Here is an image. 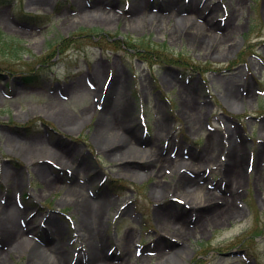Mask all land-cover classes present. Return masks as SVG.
I'll list each match as a JSON object with an SVG mask.
<instances>
[{
	"label": "rangeland",
	"instance_id": "obj_1",
	"mask_svg": "<svg viewBox=\"0 0 264 264\" xmlns=\"http://www.w3.org/2000/svg\"><path fill=\"white\" fill-rule=\"evenodd\" d=\"M166 1L0 0V30L24 48L0 51V206L19 207L27 238L58 242L71 264H92L64 200L76 186L91 202L111 201L97 227L107 264H264V0H176L161 22L167 15L152 13ZM138 38L141 54L130 49ZM108 106L127 120L120 133L137 123L135 150L112 151L118 138L99 120ZM229 134L240 145L236 182L223 172ZM151 157L176 163L146 171ZM180 211L189 231L177 238L157 214ZM29 250L4 251L6 264H35Z\"/></svg>",
	"mask_w": 264,
	"mask_h": 264
},
{
	"label": "bare ground",
	"instance_id": "obj_2",
	"mask_svg": "<svg viewBox=\"0 0 264 264\" xmlns=\"http://www.w3.org/2000/svg\"><path fill=\"white\" fill-rule=\"evenodd\" d=\"M176 0H168L165 2L166 7L165 8H158L161 12L165 13H152V16H163L167 15L166 17H162L160 20L161 22H166L169 18H172L174 13L172 10V6L170 5L171 3H175ZM177 2V1H176ZM179 2V0H178ZM170 5V6H169ZM197 6V5H196ZM196 6H192V10H194L195 14L197 12H200L199 8H196ZM167 13V14H166ZM163 14V15H161ZM184 18V17H183ZM182 17H179V19H183ZM209 20L211 19L210 17L208 18ZM159 20V21H160ZM183 28H186L183 26ZM170 32L172 33L171 29ZM203 33V31H202ZM190 35V34H189ZM199 36V35H198ZM201 39V36H200ZM98 74V71H97ZM96 76V73L93 74ZM96 78V77H94ZM117 84V81L115 79L112 80L111 84H108L107 86H110V89L115 88V85ZM106 86V87H107ZM101 90V88H100ZM99 90V91H100ZM110 90V91H111ZM110 107L108 106L107 108H103L100 111V116L99 120L100 124L102 125L101 127L104 129L105 133L107 134V137L114 135L115 137L118 138L117 142H115V147H113L112 151H122L126 152V149H133L135 150V146L132 147L134 139L136 140V137H138V130H137V124L134 123L132 127L128 125L131 129L129 131V134L132 135V137L128 133H123L118 131L119 124L123 125V127H126V122L125 118L122 116H119L118 113H115L111 110H109ZM120 120V122H118ZM122 120V121H121ZM123 122V123H122ZM135 122V121H134ZM119 123V124H118ZM264 130V127L262 128ZM227 148H226V153H225V164H224V177L228 180H231L233 182L238 181L239 179V172L240 166H241V160L238 159V154H236L237 151H240V145L237 143V141L234 138L233 134H229L227 136ZM98 142L103 143L105 141L98 140ZM205 154L204 155H210L214 148V143L211 138H207V145L205 149ZM63 157V158H62ZM58 158L60 160L67 161L68 158L66 156H60L58 155ZM62 160V161H63ZM154 162L161 164V168L166 165L170 164V162H174L173 159L169 160H163L161 158L155 159L153 157L150 158V160L142 162V164L147 165V163H151L150 167L147 169L145 168L146 171H148L151 166L154 164ZM66 164L65 162H63ZM176 163V162H174ZM141 163H136V164H131L134 168L135 165H139ZM256 168L257 172L259 173V161H256ZM72 165V164H71ZM172 166V164H171ZM154 169L156 176L159 173V168ZM176 173V171H175ZM56 177H52L49 179L48 177L45 178L44 184L45 188H54L56 181ZM162 175H158V182L157 185L155 186L154 190L155 192L162 193L163 192V186L164 184L162 183ZM183 188H187L188 190H193V186L191 183H184L182 184ZM198 193V192H197ZM64 200L70 202L71 204L74 205L75 212H77L78 216V227L80 231H82V235L85 237L86 240V245L87 247L85 251L88 253L91 263L92 264H107L106 263V248L104 247L103 240L104 238L101 236L102 234L100 233L99 235V230L97 229L98 227V219L99 216L98 214L101 212L103 207L105 205L110 204V200L108 199H102V200H97L98 202H91L88 198L84 197L83 193L80 191V189L76 187H69L64 196ZM8 204H3L0 206V243H1V249H0V264H6V259L4 255V251H16V250H28L31 251V253L36 252L32 258H34L35 264H71L70 259L65 258V255L60 252L59 248L57 247V237L56 234L53 231L48 230L46 227H44L43 234L51 236L54 241L57 243H54L52 245H47L44 244V242H35L32 243L30 239L27 238L25 231L20 227L17 223V218L19 215H22V211L17 207L14 203H9L7 200ZM190 212V210H189ZM21 213V214H19ZM223 213H217L215 214V217H220ZM186 211H180L175 215L169 216L165 213L162 214H157L158 219L161 220L164 224H167L169 228L172 229L175 237H183L185 234L188 233V226L185 225V217ZM53 226H56L53 224ZM59 235L62 236V232L59 231ZM131 234L128 232L124 233V237H122V240L116 243V249L120 250V255L121 257H124L123 255L127 256V249L130 245L131 241ZM35 245L36 251H34V246ZM30 246H32L30 248ZM7 252V253H8ZM126 252V254L124 253ZM73 264H79V260H75ZM117 264V263H116ZM118 264H120L118 262ZM175 264H181L180 260H176Z\"/></svg>",
	"mask_w": 264,
	"mask_h": 264
},
{
	"label": "trees",
	"instance_id": "obj_3",
	"mask_svg": "<svg viewBox=\"0 0 264 264\" xmlns=\"http://www.w3.org/2000/svg\"><path fill=\"white\" fill-rule=\"evenodd\" d=\"M1 1H4V0H1ZM11 1H15V0H11ZM92 31L98 32L97 34H99V35L102 32L101 30H98L97 28H93L90 32H92ZM91 34H93V33H91ZM70 39H71L70 37H61L57 43L59 45H64L66 42L71 41ZM127 41H129V40H127ZM132 41H134V42L139 41L141 46L135 47V46L130 45V49L138 51V52H140L139 54H141L143 52L142 49L145 48L143 46V40L138 38V39H135ZM135 44L136 43H134V45ZM21 45H22V42L18 38L10 36V35H6L0 30V51L2 50V52H10L13 55H18L24 49ZM150 55H152V54H150ZM175 62H178V61H175ZM21 76H22L23 81H25L26 83H32L33 81H35V77H34L35 74L34 73H28V74L21 75Z\"/></svg>",
	"mask_w": 264,
	"mask_h": 264
}]
</instances>
